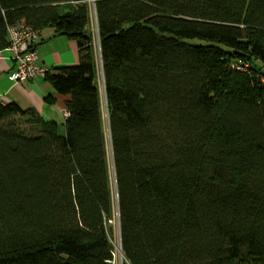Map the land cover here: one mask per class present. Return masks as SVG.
<instances>
[{
	"label": "trees",
	"instance_id": "1",
	"mask_svg": "<svg viewBox=\"0 0 264 264\" xmlns=\"http://www.w3.org/2000/svg\"><path fill=\"white\" fill-rule=\"evenodd\" d=\"M20 19L79 58L63 134L0 98V264H117L118 218L122 264H264V0H0V53Z\"/></svg>",
	"mask_w": 264,
	"mask_h": 264
},
{
	"label": "crops",
	"instance_id": "2",
	"mask_svg": "<svg viewBox=\"0 0 264 264\" xmlns=\"http://www.w3.org/2000/svg\"><path fill=\"white\" fill-rule=\"evenodd\" d=\"M52 34V30H45V41L37 49V63L50 70V73L57 68L77 64L79 58L76 44L72 40L65 36L52 37ZM14 72L15 67L9 60L8 53L1 52L0 98L9 104L19 117L30 110L47 121L62 124L67 118L66 101L69 97L56 93L43 77H37L33 83L17 84L13 87L10 76ZM49 99H52V102Z\"/></svg>",
	"mask_w": 264,
	"mask_h": 264
},
{
	"label": "built area",
	"instance_id": "3",
	"mask_svg": "<svg viewBox=\"0 0 264 264\" xmlns=\"http://www.w3.org/2000/svg\"><path fill=\"white\" fill-rule=\"evenodd\" d=\"M8 32L10 42L5 51L15 67V72L10 76L13 87L17 84L33 82L38 76L45 77L49 70L40 67L36 62L35 47L39 43L38 32L24 19L12 24Z\"/></svg>",
	"mask_w": 264,
	"mask_h": 264
},
{
	"label": "rangeland",
	"instance_id": "4",
	"mask_svg": "<svg viewBox=\"0 0 264 264\" xmlns=\"http://www.w3.org/2000/svg\"><path fill=\"white\" fill-rule=\"evenodd\" d=\"M194 42L196 43V44H199V43H202V44H205V43H203V42H201V41H199V40H194ZM67 115V114H66ZM68 117V116H67ZM58 125H59V132L61 133V134H63V132H64V128L62 127V125L58 122L57 123ZM28 129V128H27ZM31 134H33V132L31 133ZM112 226H113V229H112V239H113V242H114V245H115V249H116V255H115V257H116V263L117 264H119V262H120V259H119V252H118V250H117V247H118V242H119V232H118V225H117V223H116V221H113L112 222Z\"/></svg>",
	"mask_w": 264,
	"mask_h": 264
},
{
	"label": "water",
	"instance_id": "5",
	"mask_svg": "<svg viewBox=\"0 0 264 264\" xmlns=\"http://www.w3.org/2000/svg\"><path fill=\"white\" fill-rule=\"evenodd\" d=\"M114 183H115V187H116V182L114 180ZM119 218H118V232H119V242H120V228H119ZM120 244V243H119ZM117 250L119 252V259H120V264H122V258H123V255H122V252H121V247L120 245L117 247Z\"/></svg>",
	"mask_w": 264,
	"mask_h": 264
}]
</instances>
